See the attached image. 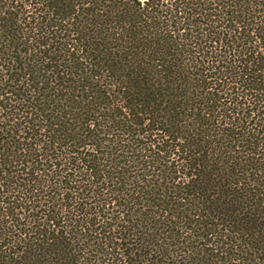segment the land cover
Wrapping results in <instances>:
<instances>
[{
	"label": "trees",
	"instance_id": "trees-1",
	"mask_svg": "<svg viewBox=\"0 0 264 264\" xmlns=\"http://www.w3.org/2000/svg\"><path fill=\"white\" fill-rule=\"evenodd\" d=\"M0 264H264V0H0Z\"/></svg>",
	"mask_w": 264,
	"mask_h": 264
},
{
	"label": "rangeland",
	"instance_id": "rangeland-1",
	"mask_svg": "<svg viewBox=\"0 0 264 264\" xmlns=\"http://www.w3.org/2000/svg\"><path fill=\"white\" fill-rule=\"evenodd\" d=\"M143 1V0H142Z\"/></svg>",
	"mask_w": 264,
	"mask_h": 264
}]
</instances>
